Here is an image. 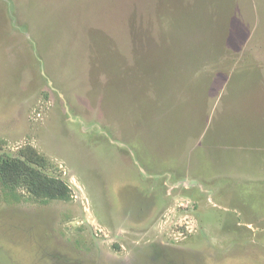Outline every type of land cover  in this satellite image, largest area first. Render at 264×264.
<instances>
[{
  "label": "rangeland",
  "instance_id": "rangeland-1",
  "mask_svg": "<svg viewBox=\"0 0 264 264\" xmlns=\"http://www.w3.org/2000/svg\"><path fill=\"white\" fill-rule=\"evenodd\" d=\"M0 264H264V0H0Z\"/></svg>",
  "mask_w": 264,
  "mask_h": 264
},
{
  "label": "trees",
  "instance_id": "trees-1",
  "mask_svg": "<svg viewBox=\"0 0 264 264\" xmlns=\"http://www.w3.org/2000/svg\"><path fill=\"white\" fill-rule=\"evenodd\" d=\"M26 181L30 182V186L33 188L34 192H38L42 194L43 196H47L50 199H64L66 197L65 189L66 187L63 185H57L56 182L50 181L46 177L41 176L38 173H33V179L28 176L27 174L23 173L21 175ZM9 181H7L8 183ZM5 188L9 190L10 198L6 199L7 203L13 204V203H20L22 202V199L19 195L16 194V187H11L9 185H6ZM58 188H62L59 190Z\"/></svg>",
  "mask_w": 264,
  "mask_h": 264
}]
</instances>
